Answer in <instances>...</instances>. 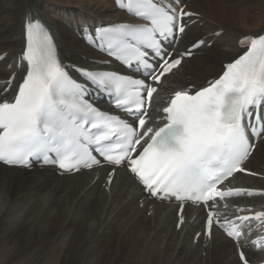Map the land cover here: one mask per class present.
Wrapping results in <instances>:
<instances>
[{"label":"snow or ice","instance_id":"6c2138e0","mask_svg":"<svg viewBox=\"0 0 264 264\" xmlns=\"http://www.w3.org/2000/svg\"><path fill=\"white\" fill-rule=\"evenodd\" d=\"M115 2L129 19L101 26L94 34L85 28L84 38L102 54V63L142 68L147 76L75 67L81 76L76 80L59 59L47 28L29 17L21 56L26 74L14 89L15 77L0 88V163L30 167L37 160L67 173L111 166L109 184L117 169H124L151 198L177 203L178 229L185 223L186 205L206 212L196 238L211 239L219 229L236 243L240 264H249L241 241L255 227L251 243L264 250V232L259 231L264 210L230 202L264 196V190L225 182L237 173L257 175L244 165L264 140V34L244 37L243 54L206 86L175 91L160 110L163 116L154 117L150 110L157 86L206 42L198 40L173 55L165 43H179L185 18L195 13L170 7L171 0ZM90 90L107 94L126 116L95 107L87 100Z\"/></svg>","mask_w":264,"mask_h":264},{"label":"bare ground","instance_id":"6f19581e","mask_svg":"<svg viewBox=\"0 0 264 264\" xmlns=\"http://www.w3.org/2000/svg\"><path fill=\"white\" fill-rule=\"evenodd\" d=\"M178 1L180 6L174 0L171 6L196 15L185 18L183 39L167 42V47L178 55L198 40L206 43L157 86L150 110L154 117H161L160 110L181 86L199 88L216 78L226 63L246 50L240 43L244 37L264 34V0ZM29 17L47 28L71 76L78 78L75 67L122 72L115 62L102 63V55L84 41L85 28L94 34L101 26L129 19L114 0H0V88L15 77L14 89L26 74L21 56ZM187 75L191 78L186 80ZM92 92L88 98L94 100ZM103 101L96 105L108 109ZM263 145L260 140L244 165L257 175L237 174L226 184L264 190ZM110 170L104 166L63 175L39 164L30 170L0 164V249L8 253L9 263L240 264L236 243L217 229L211 239L196 238L206 216L199 208L186 205L185 223L178 229L177 205L149 199L124 169H117L109 184ZM230 203L264 210V196H243ZM256 235L254 227L241 241L247 245L243 251L250 264L264 262V250L250 244Z\"/></svg>","mask_w":264,"mask_h":264},{"label":"rangeland","instance_id":"374dc122","mask_svg":"<svg viewBox=\"0 0 264 264\" xmlns=\"http://www.w3.org/2000/svg\"><path fill=\"white\" fill-rule=\"evenodd\" d=\"M190 78H191V75H187L186 80L190 79ZM182 84H184V83H182ZM180 88H181V90L185 89L182 86ZM261 148L264 149V145L261 146ZM64 226H66V224H64ZM3 252H4V250H3ZM3 252H2V249H0V264H26V263H24V261H21L20 263H17V261L15 263H9V259H8V255H7L8 253H6V252L3 253Z\"/></svg>","mask_w":264,"mask_h":264}]
</instances>
